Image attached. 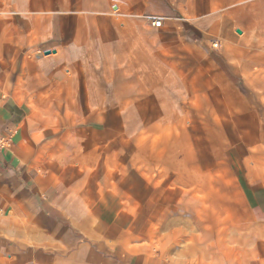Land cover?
<instances>
[{"label":"crops","instance_id":"1","mask_svg":"<svg viewBox=\"0 0 264 264\" xmlns=\"http://www.w3.org/2000/svg\"><path fill=\"white\" fill-rule=\"evenodd\" d=\"M163 4L161 27L176 18ZM152 8L150 0H0V264H199L176 247L168 258L166 244L147 238L153 222L197 208L181 191L189 179L176 173L177 183L156 184L136 165L147 151L137 144L143 108L166 93ZM233 183L255 220L239 177ZM209 259L200 264L260 263Z\"/></svg>","mask_w":264,"mask_h":264},{"label":"rangeland","instance_id":"2","mask_svg":"<svg viewBox=\"0 0 264 264\" xmlns=\"http://www.w3.org/2000/svg\"><path fill=\"white\" fill-rule=\"evenodd\" d=\"M163 1L150 0L158 12L149 20L165 16ZM169 1L176 18L159 27L157 51L166 93L143 108L137 144L147 151L136 165L156 184L176 173L189 179L181 191H191L197 208L193 217L178 211L183 222L169 231L163 223L174 214L153 222L147 238L166 244L168 258L176 247L199 264L217 253L264 264V0Z\"/></svg>","mask_w":264,"mask_h":264},{"label":"built area","instance_id":"3","mask_svg":"<svg viewBox=\"0 0 264 264\" xmlns=\"http://www.w3.org/2000/svg\"><path fill=\"white\" fill-rule=\"evenodd\" d=\"M152 24L159 27L162 25V18L161 17H155L154 20H152ZM218 43L215 44V46H217Z\"/></svg>","mask_w":264,"mask_h":264},{"label":"water","instance_id":"4","mask_svg":"<svg viewBox=\"0 0 264 264\" xmlns=\"http://www.w3.org/2000/svg\"><path fill=\"white\" fill-rule=\"evenodd\" d=\"M239 32H241V30H238Z\"/></svg>","mask_w":264,"mask_h":264}]
</instances>
